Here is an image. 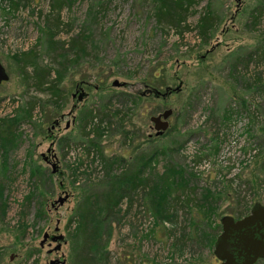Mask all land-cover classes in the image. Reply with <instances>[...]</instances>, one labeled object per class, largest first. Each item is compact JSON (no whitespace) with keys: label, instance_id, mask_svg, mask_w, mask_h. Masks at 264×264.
<instances>
[{"label":"rangeland","instance_id":"374dc122","mask_svg":"<svg viewBox=\"0 0 264 264\" xmlns=\"http://www.w3.org/2000/svg\"><path fill=\"white\" fill-rule=\"evenodd\" d=\"M52 1L0 0V61L9 75L0 83V264H74L73 233L78 213L90 211L88 197L122 186L155 150L163 153L147 172L151 185L155 175L181 183L166 198L173 216L151 214L147 194L148 204L123 200L91 239L97 256L109 251L108 264H217L210 236L220 217L264 205V68L238 62L264 49V10L254 26L250 13L264 0H195L175 29L161 28L153 0H57L54 9ZM206 7L216 26L203 42L196 25ZM77 36L80 45H71ZM33 62L46 84L38 85ZM53 68L63 75L56 87ZM255 74L260 80L246 87ZM168 108L169 126L155 135L149 118Z\"/></svg>","mask_w":264,"mask_h":264},{"label":"trees","instance_id":"16d2710c","mask_svg":"<svg viewBox=\"0 0 264 264\" xmlns=\"http://www.w3.org/2000/svg\"><path fill=\"white\" fill-rule=\"evenodd\" d=\"M19 1L28 3L30 0H19ZM56 1L57 0H53L51 3V6L53 7V9L55 7ZM153 1L155 2V5L157 3H160V5L155 6V10L153 11V15L154 17H156L158 24L161 26V28L168 27V28H174V29L179 28L180 24L189 16L191 5L195 2V0H153ZM259 6L260 8H255L250 12V13L256 12V14H253L254 15V18L252 21L253 26L257 23L258 17L261 18L263 14L262 11L264 10V4L263 3L261 4L260 2ZM213 20L216 21L213 10H211L210 8L208 9L206 7L203 10V13L199 16L197 20V25H196L198 29V35L200 36L203 42H208L210 40L211 33L214 27L216 26ZM51 23L53 24L55 28L59 27V25L61 24L59 16L55 15ZM79 41H80V36L73 37L71 40V45H78ZM80 50L82 49L80 48ZM238 62L242 64V66L245 68H248V65L250 63H252L254 67L261 65L264 68V49L263 48L261 50L254 49L253 51L249 52L244 59H241ZM33 65L35 68L36 79H40L38 81L39 82L38 85L40 86V85L46 84L45 76L39 70L40 69L39 66L36 64V62H33ZM52 71L55 72V78L52 81L53 83L51 82L50 83L53 85L52 87H56V85L59 84V82L63 79V75L60 69L58 68L56 69L53 68ZM262 73L264 74V70ZM260 78H261V74L260 75L255 74L254 78L252 79V82L246 85V87L250 85L252 87V84H256L260 80ZM242 105L243 107L246 106L244 99L242 100ZM107 112L108 113L111 112L109 108L107 109ZM130 134L131 133L128 134L127 131L125 132V134H123L124 139L127 140V142H130L129 140ZM62 140L65 141V143H67L69 141V138H65V139L63 138ZM212 140L214 141L215 137H213ZM134 142L130 143L131 150L132 149L137 150L139 147V144L138 143L134 144ZM61 143L63 142L61 141ZM90 145L92 146V148H94V146L96 147L98 146L97 142H90L88 144V147H90ZM88 147H86L85 149V152L87 153V155L90 154V149ZM175 149L176 148L174 147L170 150L171 152H173L175 151ZM99 153L101 154L100 151ZM161 153H163V150H155L154 152L151 153V155L143 154V156L139 158L140 163L136 166V170L132 172L131 177H129L128 179H125L126 182L122 184V186L120 187L111 186L109 192H105V193L101 192V194L98 193V195L92 194L91 196L88 197L89 200H87V202L89 203L90 211L83 210L78 213V216H80V213H81L80 219L82 221L79 224V226L81 225L80 226L81 230H77L73 233V236L75 237V240H76V251H77L74 264H91L92 261H94L96 258H97L96 260H103L104 258V262L108 264L109 255H110L109 251H106V253L102 255L103 257L97 256L96 253H98V251L95 248V242L94 243L91 242V239L92 241L95 240L96 231L99 230V227L101 226V224H103L105 220L109 218L112 212L116 210L118 211L121 210L119 205L123 200H129L127 203L129 206H132L135 200L137 199H143L148 204V202L146 201V198L143 196L144 194H147V196L149 195V198H150L149 204L151 206L149 208H151L152 210L154 209V211H152L153 213L151 214H155V216L158 217L157 219H166V218L171 219L173 214L167 213L168 211L167 208L170 207V201L166 200V198L167 196L169 197L171 193L175 191L173 187L179 186L181 185V183H176L175 182L176 180L174 179H173L174 181L173 180L169 181L163 175H159V176L155 175L157 177L158 182L155 181V183L153 182L154 185H151L152 180L147 176V172L150 171V169L152 168L151 164L153 163V160L155 159V157H158ZM103 158H104L103 156L100 157L101 160ZM173 167L174 166H169L166 169H168V171H171L172 173L181 174L180 173L181 170H176V169L174 170ZM39 171H41V168H39ZM44 171L45 170L43 169L41 172H44ZM32 172L35 173L36 170L33 169ZM121 175H124V173H121L117 176L114 175L115 177L113 176L112 177L117 178ZM48 178L50 179V176H48ZM149 190L150 192H153V195H152L153 198L151 197V194L148 192ZM114 191H116L117 195L111 196V193H113ZM139 193H141V197L139 196ZM202 199L206 200L205 198H202ZM206 201H210V200H206ZM102 212L105 213L102 220L96 221L97 213L101 215ZM209 212H213V207H210ZM88 213H90L91 217L88 216ZM199 213L202 214L203 212L199 210L197 215H199ZM230 215L232 214L230 213ZM92 217L94 218V220L92 219ZM208 217L209 215L208 216L206 215L203 218H208ZM83 219L84 220L89 219V224L87 222V225H86ZM193 223H194V220L190 219L189 224L192 225ZM151 232H152V235H155L157 233V231L154 229H151L150 234ZM188 235L190 234L188 233ZM183 236H181L180 238H182ZM216 237L213 238V235H211L210 242L213 241L214 243ZM103 249H105V247H103Z\"/></svg>","mask_w":264,"mask_h":264},{"label":"water","instance_id":"95a60500","mask_svg":"<svg viewBox=\"0 0 264 264\" xmlns=\"http://www.w3.org/2000/svg\"><path fill=\"white\" fill-rule=\"evenodd\" d=\"M9 75L0 61V83L8 80ZM117 85V81L114 82ZM172 109L168 108L151 115L150 121L153 123L155 135L162 134L169 126L168 118ZM53 172L55 165L53 164ZM64 199L60 198V203ZM221 231L217 235L213 254L219 261L218 264H254L257 259H264V205L255 202L250 212L240 219H235L230 214H225L220 218ZM48 238L45 233L40 245ZM62 235H54L52 240H62ZM58 244L55 250L59 249ZM48 264H65V261L51 259Z\"/></svg>","mask_w":264,"mask_h":264},{"label":"flooded vegetation","instance_id":"af4514ba","mask_svg":"<svg viewBox=\"0 0 264 264\" xmlns=\"http://www.w3.org/2000/svg\"><path fill=\"white\" fill-rule=\"evenodd\" d=\"M80 86H81V85L76 84V88H75L76 92H79V91H80V90H78ZM83 92H84V91H83ZM73 96L75 97L76 94L73 93ZM156 115H157V114H156ZM56 123L58 124V121H57ZM152 126H153V123H152ZM47 160H48V159H47ZM254 203H255V202H254ZM254 203H253V204H254ZM253 204H252V205H253ZM251 207H252V206H251ZM250 209H251V208H250ZM250 209H249V212H250ZM249 212H248V213H249ZM248 213H246V214H244V215H242V216H238V217H235V216H233V215H232V216H233L235 219H240V218L244 217L245 215H247ZM222 216H223V215H222ZM220 218H221V217H220ZM219 220H220V219H219ZM220 231H221V230H220ZM219 233H220V232H219ZM260 260L264 261V259H257L256 262H258V261H260ZM218 262H219V261H218ZM218 262H217V264H218ZM256 262H255V263H256ZM255 263H254V264H255Z\"/></svg>","mask_w":264,"mask_h":264}]
</instances>
